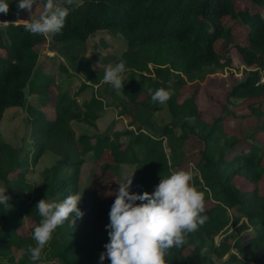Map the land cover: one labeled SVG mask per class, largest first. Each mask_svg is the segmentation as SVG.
<instances>
[{"label":"trees","instance_id":"1","mask_svg":"<svg viewBox=\"0 0 264 264\" xmlns=\"http://www.w3.org/2000/svg\"><path fill=\"white\" fill-rule=\"evenodd\" d=\"M238 1L75 0L74 5H64L73 10L61 32L52 34L55 44L86 47L88 38L101 30L120 33L127 39L128 49L119 58L125 61V70L131 71V82L121 89L127 101L119 113L127 120L128 127L113 134L108 131L76 134L74 121L95 126L106 110L96 96L80 107L76 97L83 88L74 98L64 93L56 105L42 99L40 104L48 109L53 107L54 116L50 109L51 114L41 112L34 118L37 139L34 160L46 151L54 152L59 159L43 170L40 184L26 180L28 156L22 158L18 148L0 140V187L3 184L6 188L11 205L10 208L0 205V254L7 255L13 248H19L23 255L17 262L12 257L11 263H33L28 246H35L32 233L41 220L36 203L44 197L59 202L69 194L79 193L83 194L78 205L83 217L75 227L66 221L56 229L40 261L58 259L61 264H99V255L109 240L105 226L110 222L109 211L115 195L102 197L97 183L95 188L81 193L83 167L90 162L118 174L122 164L135 165L130 191L152 192L161 178L181 170L185 142L197 138L204 147L199 151L198 173L193 176L192 184L204 194L203 215L207 220L197 231L186 235L182 247L168 251L166 264H248L244 258L247 252L264 258V194L259 189L264 177V145L253 140V133L249 134L253 141L247 147L238 135H230L227 123L234 117V111H226L209 122L201 115L196 93L181 100L189 82L231 64L229 58L222 60L234 43L233 25L224 23L230 17L248 28L249 45L236 47L250 70L228 92V101H248L250 112L244 117L255 115V133L264 135V110L260 107L264 106V83L257 84L264 71V13L250 7L240 10ZM248 2L255 8H264V0ZM8 3L9 13L0 14V124L8 108L25 107L26 88L29 96L49 88L46 83L34 81L41 58L39 49L46 44L47 36L33 35L26 31V23H15L16 7L12 0ZM219 40L223 43L217 50ZM72 59L77 61L79 56ZM169 81L170 99L164 104L152 103L149 90L167 89ZM164 109L171 121L159 126L156 113ZM261 117L263 121H259ZM177 128L182 130L179 135ZM123 137L129 138L127 143L122 141ZM91 174L94 175V170ZM115 174L108 177V185L119 182L118 178L111 180ZM237 180L249 186L241 188ZM230 210L238 211L239 216H232ZM243 218L241 230L251 228V234L235 237L230 234L215 242V237L232 220L238 224ZM26 219L30 221V234L23 231ZM205 248L207 252L201 255ZM187 249H190L188 253ZM103 264L110 261L105 259Z\"/></svg>","mask_w":264,"mask_h":264},{"label":"rangeland","instance_id":"2","mask_svg":"<svg viewBox=\"0 0 264 264\" xmlns=\"http://www.w3.org/2000/svg\"><path fill=\"white\" fill-rule=\"evenodd\" d=\"M12 1L14 2L17 12V4L19 3V0ZM237 6L240 10L250 7L254 8V11H262L264 13V8H255L248 2V0H239ZM43 7L44 1L40 0L39 6L34 11V15L39 16ZM22 12L29 17V14L25 11H20L19 14ZM14 22L21 23L18 18H16V21ZM6 23L7 22H5V24ZM224 23L226 25H233L232 33L234 43L230 45L228 49L229 51L224 54L222 59L226 61L229 58L231 64L224 69H212L210 72L204 74L202 76L203 78L189 82L182 91L181 100L192 93H196V99L200 107L201 115L209 122H213L216 118L225 114L226 111H234V117L229 119L230 121L227 123V130L230 135H238V138L242 139V145L244 147H247L253 140L263 146L264 135H257V133H255L257 126L255 115L244 117L245 114L250 112L247 106L248 101L239 99H230V101H228L227 97V94L233 85L246 75V71L250 70V68L244 64L243 58L236 47L238 44L242 46L249 45L247 35L248 28L240 22L232 21L230 17H226ZM46 36V44L39 49L41 58L36 68V73L34 74V81L46 83L49 85V88L38 95L32 96H29V89L26 88L25 91L28 99L25 107L8 108L5 111L0 124V140L6 141L18 148L21 152L22 158L28 156L29 169L26 175V180L31 184H40L43 178V170L55 164L59 159V156L54 152L46 151L37 161L34 160V153L37 150V139L34 133V118L41 112L51 114L50 109L51 111L53 110V107H49L50 109H48L45 108L43 104H40L42 99L46 98L49 101H52L53 105H56L64 93L68 92L69 95L74 98L77 92L83 88L81 93L76 97L80 107L93 96H96L102 100L107 109L102 112L95 126H89L74 121L73 127L76 134L79 135L85 132L103 133L106 131L113 134L117 129L122 128L125 130L127 128L125 124L121 126L120 123L116 122L117 120L114 119L118 118V121L122 120V122H124V119L120 118L119 111L120 107H122L127 101L126 96L123 94L122 90L117 91L111 85L105 84L103 81L106 67L109 64L114 65L117 63L118 58L128 49L127 39H125L120 33L115 34L109 30H101L95 32L88 38L87 43H85L86 47L78 44L72 45L73 48H68L65 47L64 44H55L52 41V34ZM222 43V40L217 42V50L220 49ZM83 50L85 51L84 53H82ZM74 55H78L79 60L75 61L72 59V56ZM130 73V70H125L124 73H122L125 84L131 82ZM261 74V76H263L264 72ZM136 80H139V78H136ZM85 83L87 85H85ZM260 107L261 110L262 108L264 110V106ZM161 112L159 118L161 117L162 120H159V122H161V125L159 126H163L171 121V117L169 118V112L166 109H164V112ZM51 116H54L53 111ZM263 120L262 117L259 118V121ZM181 132L182 130L177 128L176 133L179 135ZM252 133L254 135L253 140L249 137V134ZM192 139H194V141L190 143V139L185 142L184 150L186 155L184 156L181 170L190 171L192 176H194L198 173L196 164L200 156L199 151L204 145L197 138ZM128 140V137L122 138V141L125 143H127ZM139 155L142 156L143 153L139 152ZM92 170H94V175L91 174ZM135 170V165L122 164L119 173L115 174V172L104 170L98 164L89 162L83 167L80 192L82 193L85 189L95 188L97 183V188L102 197L113 196L112 194L119 186L118 183L124 182ZM112 174H115V176L111 180L118 178L119 182L116 183L114 181L113 185H108V177ZM135 174L136 172L134 173V176ZM240 182L241 181L237 180V184L240 185L241 188L249 186L248 184H244V182ZM1 187H3V184H1ZM259 189L260 192L264 194V177L259 182ZM107 192L108 194H106ZM230 214L232 216H239V212L236 210H230ZM243 220L245 219H241L238 224L233 223L232 220L224 232L215 237V242L219 243L224 237H227L230 234H234V237L236 235L243 236L251 234V228L245 231L243 229L241 230L240 224ZM23 231L27 234L31 233L30 221L28 219H26ZM189 250L190 249H187L185 252L188 253ZM231 251L235 250L232 248ZM23 253L22 249L13 248L12 252L7 255L0 254V264H12L10 260L12 257L17 262ZM239 256H241V258L243 257V255ZM225 258L226 257L223 259ZM244 258L247 259L246 262L248 264H264V258L255 252H247L244 255ZM31 264H61V262L58 259H46Z\"/></svg>","mask_w":264,"mask_h":264},{"label":"clouds","instance_id":"3","mask_svg":"<svg viewBox=\"0 0 264 264\" xmlns=\"http://www.w3.org/2000/svg\"><path fill=\"white\" fill-rule=\"evenodd\" d=\"M39 3L40 0H19L17 4V15L20 11L29 14L26 31L33 35L61 32L69 12L73 10L64 5H74L75 0H44L43 10L35 16ZM9 11L8 0H0V14L7 15ZM124 71L125 61L119 58L117 63L106 67L104 83L117 91L124 89ZM170 89L171 81L167 89L149 90L151 102L166 103L172 95ZM134 173L118 183L112 194L115 199L109 211L110 222L105 226L109 240L104 245L105 251L99 255V264H103L105 259L110 264H166L168 251L173 247H182L186 243V235L197 231L207 220V216L203 215L204 194L193 186L190 171H175L161 178L154 191L143 193L130 191ZM82 195L69 194L59 202L44 197L36 203L41 220L32 233L35 246H28L31 261L41 259L43 250L58 227L66 221L75 227L77 220L83 217L84 213L78 207ZM9 200L6 188L0 187V205L10 208ZM205 252L207 249H202L201 255Z\"/></svg>","mask_w":264,"mask_h":264},{"label":"crops","instance_id":"4","mask_svg":"<svg viewBox=\"0 0 264 264\" xmlns=\"http://www.w3.org/2000/svg\"><path fill=\"white\" fill-rule=\"evenodd\" d=\"M17 18L18 19H20V21H21V23H27L28 21H27V19L29 18V17H27L23 12L22 13H20L19 15H17ZM57 52V51H56ZM57 55V54H56ZM43 59V58H42ZM121 108V107H120ZM105 109H107L106 108V106H105ZM161 114V112H158V113H156V116H159ZM120 118H123L124 120V122H122V120H119L118 121V118H114V119H116L117 121L116 122H118V123H120V125L121 126H123L124 124L126 125V127H128V123H127V120L123 117V116H121L120 115ZM155 120V119H154ZM159 120H162V118L160 117H156V123H157V125H161V122H159ZM118 131H120V130H123L122 128L121 129H117Z\"/></svg>","mask_w":264,"mask_h":264},{"label":"built area","instance_id":"5","mask_svg":"<svg viewBox=\"0 0 264 264\" xmlns=\"http://www.w3.org/2000/svg\"><path fill=\"white\" fill-rule=\"evenodd\" d=\"M264 72V71H263ZM261 72V73H263ZM262 75V74H261ZM261 83H264V75L261 76L260 80L257 82V84H261Z\"/></svg>","mask_w":264,"mask_h":264}]
</instances>
